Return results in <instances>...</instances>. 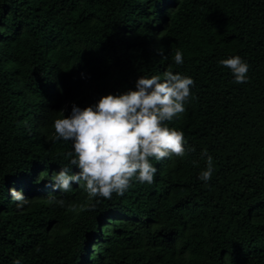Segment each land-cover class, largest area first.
Masks as SVG:
<instances>
[{"label":"trees","instance_id":"obj_1","mask_svg":"<svg viewBox=\"0 0 264 264\" xmlns=\"http://www.w3.org/2000/svg\"><path fill=\"white\" fill-rule=\"evenodd\" d=\"M237 55L246 83L219 64ZM166 70L195 82L166 122L185 156L153 159L152 184L110 199L51 187L72 151L54 120ZM16 260L264 264V0H0V264Z\"/></svg>","mask_w":264,"mask_h":264},{"label":"clouds","instance_id":"obj_2","mask_svg":"<svg viewBox=\"0 0 264 264\" xmlns=\"http://www.w3.org/2000/svg\"><path fill=\"white\" fill-rule=\"evenodd\" d=\"M174 62L183 64L181 51H176ZM219 64L231 71L235 83L248 81L249 66L238 55ZM194 83L191 77L166 70L163 78L138 77L135 90L103 95L94 106L80 108L73 104L70 115L53 122V139L70 141L72 151L64 154L67 166L56 172L51 187L68 192L73 184H82L90 198L110 199L113 193L123 195L133 181L152 184L157 172L153 159L159 162L186 154L183 132L168 127L166 122L186 112ZM202 155L206 157V169L198 178L208 182L214 171L213 158L206 150ZM73 167L77 171H72ZM9 192L17 209L29 204L22 192L14 188ZM47 203L64 206V200L54 195Z\"/></svg>","mask_w":264,"mask_h":264}]
</instances>
